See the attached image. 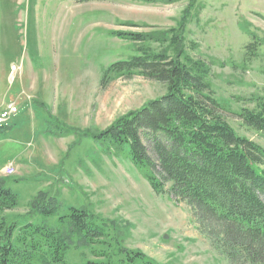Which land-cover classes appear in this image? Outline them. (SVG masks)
Masks as SVG:
<instances>
[{
	"label": "rangeland",
	"instance_id": "obj_1",
	"mask_svg": "<svg viewBox=\"0 0 264 264\" xmlns=\"http://www.w3.org/2000/svg\"><path fill=\"white\" fill-rule=\"evenodd\" d=\"M190 3L0 0V117L9 116L0 135V179L8 180L20 200L10 214L26 213L44 190L60 199L62 213L75 207L117 221L127 229L125 246L160 264H251L233 263L214 246L187 202L169 190L155 193L146 169L126 151L116 153L86 134L167 93L164 83L142 75L102 85L103 69L134 54L137 45L109 32L155 37L178 30ZM252 35L261 46L248 60ZM148 45L164 49L161 42ZM184 45L191 57L211 65L226 119L264 147V135L234 114L253 109L264 96V0H195ZM143 141L156 161L152 142ZM92 259L91 248L78 243L67 253V264Z\"/></svg>",
	"mask_w": 264,
	"mask_h": 264
},
{
	"label": "trees",
	"instance_id": "obj_2",
	"mask_svg": "<svg viewBox=\"0 0 264 264\" xmlns=\"http://www.w3.org/2000/svg\"><path fill=\"white\" fill-rule=\"evenodd\" d=\"M190 6L178 30L169 33L152 37L109 32L137 45L134 54L103 69L102 85L142 75L164 83L167 93L99 133L86 134L116 153L126 151L134 165L146 169L155 193L169 190L178 201L187 202L204 234L233 263L264 264V147L230 124L222 113L224 100L212 86L211 65L187 53ZM252 38L246 48L248 60L261 46L256 35ZM149 42H161L164 49L155 50ZM234 114L264 135V96L256 99L253 109ZM7 127L0 124V135ZM143 137L152 142L156 161ZM8 183L0 179V264H67L68 250L75 243L91 248L95 259L85 264H160L143 251L126 247L127 229L117 221L75 207L62 213L60 199L48 191H39L26 213L10 214L20 200Z\"/></svg>",
	"mask_w": 264,
	"mask_h": 264
},
{
	"label": "built area",
	"instance_id": "obj_3",
	"mask_svg": "<svg viewBox=\"0 0 264 264\" xmlns=\"http://www.w3.org/2000/svg\"><path fill=\"white\" fill-rule=\"evenodd\" d=\"M8 119H9V116L7 115L0 117V124L7 122ZM6 169H9V168L7 167Z\"/></svg>",
	"mask_w": 264,
	"mask_h": 264
}]
</instances>
